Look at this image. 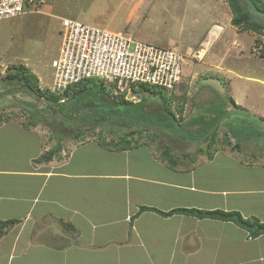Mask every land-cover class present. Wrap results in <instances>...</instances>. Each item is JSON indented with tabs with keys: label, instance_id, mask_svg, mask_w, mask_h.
Returning a JSON list of instances; mask_svg holds the SVG:
<instances>
[{
	"label": "crops",
	"instance_id": "crops-1",
	"mask_svg": "<svg viewBox=\"0 0 264 264\" xmlns=\"http://www.w3.org/2000/svg\"><path fill=\"white\" fill-rule=\"evenodd\" d=\"M185 105L187 107L188 103ZM146 110L156 112V109ZM259 121L258 126L264 128V122ZM170 122H137L131 127L120 124L115 131L117 138L138 126L140 131L129 137V140L137 138L138 141L122 148L102 145L98 139L80 140L68 150L64 146L60 154L49 161L39 159L51 147L44 146L39 134H34L36 147L27 156V163L18 168L0 169V174L4 175L0 181V201H9L1 203L4 206H0V212L1 208L5 210L0 218L20 219L0 239V262L264 264V235L249 238L245 229L230 221L185 213L165 216L155 210H140L143 206L166 212L176 208L239 210L246 217L255 215L264 221L250 211L251 201L245 210L243 202L237 199L241 194H249L245 190L224 188L217 182L204 183L210 182L208 177L212 173L199 177L201 169L215 164L217 158L231 159L228 153L203 156L200 163L196 159L190 161V155L197 151L192 146V135L185 136L183 141L172 138L168 140L171 145L164 148L161 139L164 135L159 133L161 128L171 129ZM251 125H239L236 137L240 149V139L248 136L246 130H252ZM28 131L36 132L37 128ZM233 142L236 143L234 139ZM221 148L233 153L228 146ZM169 155L175 163L165 158ZM212 177L214 181L215 176ZM255 193L260 202L259 196L264 190L251 195ZM263 204L257 202L255 206L260 210ZM7 205L13 207L15 215L7 211ZM259 205L262 206L259 208ZM261 214L264 215V210ZM38 228L54 233L55 237H37ZM18 229L24 233L17 240L12 232ZM233 236L235 240L239 237L245 245L244 254L237 260L232 259L233 247L228 242ZM9 238H12L10 247L7 246Z\"/></svg>",
	"mask_w": 264,
	"mask_h": 264
},
{
	"label": "rangeland",
	"instance_id": "rangeland-1",
	"mask_svg": "<svg viewBox=\"0 0 264 264\" xmlns=\"http://www.w3.org/2000/svg\"><path fill=\"white\" fill-rule=\"evenodd\" d=\"M68 17L115 31L129 30L142 42H151L162 47H176L182 52L190 48L199 49L204 43H209L207 54L202 61H193L189 56L184 61L186 66L183 76L189 87L186 102L188 105L181 125L171 119L169 124H172V128H161L159 134L164 135L161 138L164 148L171 145L168 140L172 138L174 141H183L185 136L192 135V146L197 151L190 155V161L196 159L200 163L203 156L228 153L231 159L217 158L215 164L201 169L199 177L212 173L215 180L213 181L212 175H209L210 182L204 183L211 185L217 182V185L224 188L245 190L249 194H241L237 199L240 198L239 200L243 202L245 210L246 205L250 207V204V211L264 218L261 214L264 208L258 210V206L257 208L255 206L257 202L264 203V193H260V202L256 198L257 193L251 195L253 192L264 190V128L258 126L259 120L264 122V33L234 26L231 23L233 13L227 0H43L35 13L0 19V93H3V96L0 95V114H4L2 117L6 119L2 121L5 126L0 129V169L18 168L27 163V156L33 153L36 147L34 141L37 137L34 134H39L46 147L55 144L57 133L65 135L63 144L67 150L71 144L78 141L73 136L81 132L80 130H83L86 139L99 140L100 135L108 140L118 139V132L115 131L120 124L105 127L98 124L92 127V124L101 118L104 108L110 111L109 106H100L104 103L97 92V86L92 84L91 88V93L96 94L92 101L97 106L93 107L94 109L89 107L83 109V98H78L77 102L67 101L63 109L73 116V121L66 120V127L61 129L55 126L56 131L53 132L41 120L45 117H49L50 120L55 118L52 112L48 110L42 113L43 117L37 112L47 108L46 102L37 100L26 91H12L11 88H6L2 81L8 67L23 63L37 75L42 88L51 89L55 79L53 61L59 58L63 20ZM213 29L217 31L211 37ZM119 89L122 90L123 87ZM177 91V95H181L182 90ZM127 95L131 97L132 93L128 91ZM151 96L147 98V109H156L160 112L159 109H162L160 100L153 96L150 98ZM31 102L36 106H31ZM182 102L181 98H175L174 110H177ZM77 103L81 105L77 107ZM116 109L117 112H105L113 116L115 113L118 115L121 111L127 113L131 110L127 105L116 106ZM223 110H227V113L221 117ZM206 113L215 115L219 113L220 118L214 125L220 126L219 134L212 144L210 135L199 137L198 134L204 123L200 124L197 115L204 116ZM147 116L153 118L155 124L162 121L156 112ZM140 121L147 122L141 119ZM23 122L37 124L27 129ZM215 122L216 119L212 117L207 123L212 125ZM163 123L165 122L162 121L161 124ZM239 125L243 127L251 125L252 130H246L248 136L240 139L241 149L234 150L233 139L237 142L235 132ZM33 128H37V131H28ZM81 139L83 140V136ZM227 139L232 145L226 143ZM139 140H143V137ZM25 141L30 145L28 146ZM223 146H228L233 153L229 154L230 151L221 148ZM171 157L165 156L169 161ZM3 178L4 175L0 174V181H3ZM201 182L203 183L202 180ZM248 201L251 202L248 204ZM7 202L9 201L1 200L0 206H4L1 203ZM261 206L259 205V208ZM4 210L1 208L0 215ZM7 211L16 214L11 205H7ZM23 233L24 231L19 232V229L12 232L17 240ZM37 233V237L50 235L55 237L54 233L39 228ZM11 239L9 238L7 245L9 247ZM228 242L233 247L231 257L237 260L244 254L245 245L239 241V237L235 240L234 236ZM1 258L4 256L1 255Z\"/></svg>",
	"mask_w": 264,
	"mask_h": 264
},
{
	"label": "trees",
	"instance_id": "trees-1",
	"mask_svg": "<svg viewBox=\"0 0 264 264\" xmlns=\"http://www.w3.org/2000/svg\"><path fill=\"white\" fill-rule=\"evenodd\" d=\"M231 11L233 13V17L231 19V23L234 26H238L243 30H252L258 33H264V0H227ZM186 65H184L185 67ZM185 70V69H184ZM183 70V75H185ZM182 75V80L176 85L175 89L170 91L165 86L160 85H153L150 83H140L139 87L137 88L138 93L143 94L142 100L140 102H132L127 100L123 94H117L115 95L113 92V87L111 84L106 85L105 83L98 82L96 80H88L83 81L75 86L69 87L68 90L64 91L63 94H58L57 92H54L49 88H42L39 83V78L37 75L34 74V72L31 71V69L23 64H14L10 67H8V70L5 75L2 76V81L6 84V88L10 89L12 91H26L29 94L35 96L37 100L41 101L40 98H44L47 100L46 102V109L38 110V114L46 113L48 110H50L55 116V118H52L50 120L49 117L42 118V122H45L46 125L49 126V128L54 130V127L61 129V127H66V120H69L70 122L73 121V116L67 114V112L63 109V106L67 101H78V98H83V109L85 107L93 108L97 105H94V102L92 101V97L96 98V94L91 93L92 84L94 86L98 87V93L100 94V97L102 98V102L104 104H101L100 106H109L110 111H107L106 108L103 109V113L100 119L97 120V123L92 124V127L94 128L96 125L101 124L102 127L105 126H112L116 124H123L122 126H134L135 123L139 122L141 124H155L153 122V118L148 117L147 115H152L154 112H147L146 110V103L148 94L155 97L158 101L160 100L162 109L160 112L156 111L158 115H162L164 117H160L162 121H170L171 119L175 121V123H178L181 125V121L184 118V112L186 108V102H187V90H188V83L184 79V76ZM1 76V75H0ZM13 85V86H12ZM182 90L181 95H177V90ZM110 90V91H108ZM0 95L3 96V93H0ZM150 98H153V97ZM175 98H181L183 101L180 103L177 107V110H174L173 108V100ZM64 100V101H62ZM45 102V101H44ZM18 103V102H17ZM49 103H53L58 105L59 110L56 109L54 106L50 105ZM79 107L81 104L77 103ZM93 104L94 106H92ZM31 106H36L34 102L30 103ZM119 105H127L130 106L131 110L130 112H120L118 115L115 113L113 116H109L106 112H117L116 106ZM112 107V108H111ZM94 109V108H93ZM62 112L63 117H60L58 112ZM106 111V112H105ZM227 113V110H223L222 116L223 117ZM4 114H0V125L2 121L4 120L3 117ZM44 114H42V117ZM148 117V118H145ZM198 121L201 122L200 124L204 123L206 124L212 117L216 119V122L212 125H209L207 123L206 125L203 124L199 134V137L210 135L209 138L211 139V144L213 141L216 140V137L219 134V125H217L216 128H214L215 124L219 122V113L216 115L213 114H204L197 115ZM153 117V116H152ZM203 117V118H202ZM229 116H227L228 118ZM168 118V119H167ZM141 120H145L147 122H141ZM196 120V119H195ZM162 121H158L159 123H162ZM24 126L28 129L32 126H36L37 122L34 123H26L23 122ZM81 127V126H80ZM133 131L126 133L124 136H121L118 139H112L108 140L104 136L100 135L99 141L102 145L105 146H112V147H119L127 148L132 145V142L134 140L138 141V139L129 140L130 136H135L137 132H139L140 128L134 127ZM81 132H77L74 134L73 138L75 140L80 141V137L83 136V140L86 139L84 136L83 130H80ZM195 132V130H191V132ZM238 133V132H235ZM195 134V133H194ZM140 136L143 135V133H139ZM66 138L65 135H61L57 133L56 136V145L52 146L51 149L47 150L45 154H43L39 160L43 161H49L54 156L60 154L62 149L64 148V144L62 141ZM82 140V139H81ZM77 141V142H78ZM226 143L228 145H232V142L227 139ZM232 149L238 150L240 149V145L238 142L232 145ZM171 164L175 163V160H170ZM155 210L162 215L169 216L174 213H185L188 215L196 216L198 218H212V219H218L223 221H230L234 222L238 227L245 229L248 232L249 238H257L262 235H264V221H262L259 217L252 215L249 217L244 216L239 210H223V209H198V208H176L171 211H161L159 209L153 208V207H147L143 206L140 210ZM20 219L16 218H10V219H1L0 218V239L3 237L8 230L14 226L15 224L19 223Z\"/></svg>",
	"mask_w": 264,
	"mask_h": 264
},
{
	"label": "built area",
	"instance_id": "built-area-1",
	"mask_svg": "<svg viewBox=\"0 0 264 264\" xmlns=\"http://www.w3.org/2000/svg\"><path fill=\"white\" fill-rule=\"evenodd\" d=\"M42 3L0 0V19L35 13ZM62 26L59 58L53 61L52 90L58 94L88 80L111 84L117 93L139 83L165 86L171 91L182 80L186 57L203 60L209 45L206 42L199 49L182 52L176 47L142 42L129 30L115 31L77 18L64 19Z\"/></svg>",
	"mask_w": 264,
	"mask_h": 264
},
{
	"label": "clouds",
	"instance_id": "clouds-1",
	"mask_svg": "<svg viewBox=\"0 0 264 264\" xmlns=\"http://www.w3.org/2000/svg\"><path fill=\"white\" fill-rule=\"evenodd\" d=\"M102 27H104V26H102ZM216 31H217V29H213V31H212V33H211V37H213L214 35H215V33H216ZM211 37L209 38V39H211ZM208 39V40H209ZM201 48V47H200ZM206 54H207V52H206ZM206 56V55H205ZM205 58V57H204ZM196 61V60H195ZM202 61V60H201ZM140 84V83H139ZM139 84H137V85H132L131 86V88L130 89H127V90H125L124 92H118L117 93V91H115L116 90V87H113V90H114V94L115 95H117V94H123V96L127 99V100H129V101H132V102H140L141 100H142V97H143V94H140V93H138V90H137V88L139 87ZM142 84V83H141ZM128 91H130L131 93H132V96L131 97H129L128 95H127V92ZM172 91V90H171ZM147 96H150V94H148ZM161 104V103H160ZM162 107V106H161Z\"/></svg>",
	"mask_w": 264,
	"mask_h": 264
},
{
	"label": "water",
	"instance_id": "water-1",
	"mask_svg": "<svg viewBox=\"0 0 264 264\" xmlns=\"http://www.w3.org/2000/svg\"><path fill=\"white\" fill-rule=\"evenodd\" d=\"M40 100L41 101H45V102H47V100L46 99H44V98H40ZM48 103V102H47ZM50 105H52V106H54L56 109H58L59 110V107H58V105H56V104H53V103H49ZM59 113V115H61V116H63V114H62V112H58Z\"/></svg>",
	"mask_w": 264,
	"mask_h": 264
},
{
	"label": "flooded vegetation",
	"instance_id": "flooded-vegetation-1",
	"mask_svg": "<svg viewBox=\"0 0 264 264\" xmlns=\"http://www.w3.org/2000/svg\"><path fill=\"white\" fill-rule=\"evenodd\" d=\"M14 94V93H13ZM8 95V94H7ZM35 97V96H34Z\"/></svg>",
	"mask_w": 264,
	"mask_h": 264
}]
</instances>
